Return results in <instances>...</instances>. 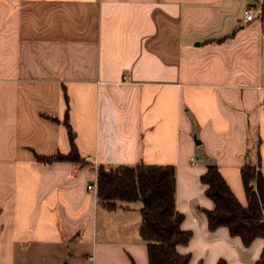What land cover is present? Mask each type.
Wrapping results in <instances>:
<instances>
[{"label":"crops","instance_id":"crops-1","mask_svg":"<svg viewBox=\"0 0 264 264\" xmlns=\"http://www.w3.org/2000/svg\"><path fill=\"white\" fill-rule=\"evenodd\" d=\"M68 104L83 159L45 161ZM139 163L175 166L188 264H256L264 237L211 229L201 175L246 205L242 167L264 174V0H0V264H149L142 203L88 188Z\"/></svg>","mask_w":264,"mask_h":264},{"label":"trees","instance_id":"trees-1","mask_svg":"<svg viewBox=\"0 0 264 264\" xmlns=\"http://www.w3.org/2000/svg\"><path fill=\"white\" fill-rule=\"evenodd\" d=\"M68 108L69 104L64 121L71 150L67 154L40 157L45 161L83 159L69 122ZM241 174L248 200L246 205L239 201L216 164L207 166L201 180L207 186V195L214 201V207L206 210L209 227L215 229L225 225L231 234L240 236L248 245L256 237H264V174L252 164L243 166ZM97 192L99 199L109 207L117 206L118 201H142L140 235L148 245L149 264L189 263L190 253L177 250L179 243L189 241L191 231L182 227L184 214L176 208L174 165H101ZM217 264H227V260L220 258ZM256 264H264V248Z\"/></svg>","mask_w":264,"mask_h":264},{"label":"built area","instance_id":"built-area-1","mask_svg":"<svg viewBox=\"0 0 264 264\" xmlns=\"http://www.w3.org/2000/svg\"><path fill=\"white\" fill-rule=\"evenodd\" d=\"M255 10L252 8V7H247L246 9H245V19L246 20H251V19H253L254 18V16H255V12H254ZM91 158L89 157V156H85L84 157V160L85 161H89ZM88 188L89 189H97V187L95 186V185H93V184H89L88 185Z\"/></svg>","mask_w":264,"mask_h":264},{"label":"rangeland","instance_id":"rangeland-1","mask_svg":"<svg viewBox=\"0 0 264 264\" xmlns=\"http://www.w3.org/2000/svg\"><path fill=\"white\" fill-rule=\"evenodd\" d=\"M138 203H142V201L141 200H135V201H133V204H135V205L138 204ZM87 253H89V252H87ZM65 255H66L67 261H70L71 260L72 262H74L75 260H80V261H82V264H90V260H88L86 256H82L81 255L80 257L75 258V260H74L73 258L70 257L69 253L66 252Z\"/></svg>","mask_w":264,"mask_h":264}]
</instances>
